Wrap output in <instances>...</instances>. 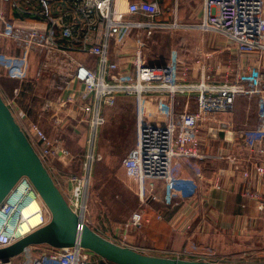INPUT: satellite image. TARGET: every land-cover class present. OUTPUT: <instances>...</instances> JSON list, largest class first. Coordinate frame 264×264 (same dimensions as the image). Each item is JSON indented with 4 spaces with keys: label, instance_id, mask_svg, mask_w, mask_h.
Returning <instances> with one entry per match:
<instances>
[{
    "label": "built area",
    "instance_id": "1",
    "mask_svg": "<svg viewBox=\"0 0 264 264\" xmlns=\"http://www.w3.org/2000/svg\"><path fill=\"white\" fill-rule=\"evenodd\" d=\"M181 1L173 0L172 7L162 9L160 0H0V41L22 52L15 58L0 51L2 60L26 65V57L33 55L38 69L35 77L47 76L48 89L58 93V107L66 109L63 118L89 131L90 151L82 163L83 172L67 175L71 188L64 193L69 207L83 221L95 135L107 122L104 110L116 106L118 97L130 98L134 104L136 140L121 167L136 182L143 207L159 199L157 181L169 190L185 167L202 176L200 167L206 160H228L231 172L240 173L243 181L254 173L264 185V0H196L200 8L195 23L178 18ZM167 13L171 20H160ZM180 29L219 37L226 58L222 81L216 78L221 64L210 65L212 53H204L201 44L190 52V61L176 50L164 61L147 58L144 38ZM80 56L93 57L96 69ZM64 92L69 95L62 99ZM240 100L246 103L242 112L248 115L241 121L236 120ZM6 104L9 107L11 102ZM13 116L47 170L53 159H73L60 135L52 138L38 123H25L22 113ZM219 133H223L225 149L243 147L257 162L242 168V162L231 154L203 152L204 137L220 138ZM244 193L256 201L258 210H264L260 194ZM32 202L41 206L31 213L39 216V222L21 234L26 219L22 207ZM142 212H133L124 228L140 227ZM48 219L32 186L21 178L0 203V249ZM186 254L164 251L160 256L183 259ZM216 262L226 263L223 259ZM0 264L107 263L78 245H37Z\"/></svg>",
    "mask_w": 264,
    "mask_h": 264
},
{
    "label": "crops",
    "instance_id": "2",
    "mask_svg": "<svg viewBox=\"0 0 264 264\" xmlns=\"http://www.w3.org/2000/svg\"><path fill=\"white\" fill-rule=\"evenodd\" d=\"M172 3L173 0H160L162 9L172 7ZM180 10L182 11V9ZM181 11L178 15L180 20H182ZM160 20L170 21L171 15L167 13ZM200 35V39L203 41L202 48L208 50H203V52L212 53L208 63L210 65L221 64L222 71L216 74V78L218 81H222L224 76L223 59H226L225 55L223 56V43L214 34L200 33ZM0 51L2 54L15 55L19 53L22 55V52L15 49L7 41H0ZM144 51L149 57L146 50ZM178 54L180 55L179 52ZM169 56L166 58L158 56L154 60L164 61ZM29 57L30 66H20L13 60L6 62L0 57V94L6 101L5 103L11 102L9 108L13 115L22 113L25 123L35 122L47 130L46 119L47 121L50 119L48 115L51 113L50 109L53 104L47 91L48 79L46 75L35 77L38 70L37 61L33 55H29ZM80 60L92 69H96V60L93 57L80 56ZM28 75H31L27 79L29 81L23 80ZM68 95L69 92H64L61 97L64 98ZM126 102L133 103V100L118 97L113 112L111 110L107 114V110H104L105 114L107 116L121 114L123 111L121 106H124ZM133 114L131 111L128 121L129 129L133 126ZM136 123L135 121V127ZM80 128L85 129L84 127ZM101 128L102 126L99 129ZM55 132L60 137L64 133L62 127ZM87 137L90 139L88 129ZM203 141V152L231 154L234 159L242 162V168L251 167L252 163L257 162V158L244 150L243 147L238 149V146L233 145L225 149L222 138L211 135L205 136ZM88 151H90L89 146L86 153ZM93 153L98 159L101 158L94 144ZM76 167L77 165L75 169ZM73 168L74 165L69 158L53 159L49 163V173L63 195L66 190L71 188L66 178L72 173ZM200 168L202 176L186 167L183 168L181 175L169 190L165 189L162 182L157 181L156 189L160 195L159 199L152 203L148 202L141 209L143 210V222L140 227L106 228V226L101 227L100 225L97 227L93 225V222L90 224L86 220L85 223L118 245L127 246L150 255L160 256L164 251L170 253L187 252L183 259L210 262L223 259L226 263H264V210H258L256 201L244 196L245 191L251 190L260 194L261 198L264 199L262 181L254 173H250V177L243 181L240 173L231 172V163L228 160H206L201 163ZM79 171V174L83 172L82 163ZM133 182L137 189L136 182Z\"/></svg>",
    "mask_w": 264,
    "mask_h": 264
},
{
    "label": "rangeland",
    "instance_id": "3",
    "mask_svg": "<svg viewBox=\"0 0 264 264\" xmlns=\"http://www.w3.org/2000/svg\"><path fill=\"white\" fill-rule=\"evenodd\" d=\"M180 4L183 6V8H180L182 9V11L180 10L182 20L187 23L197 20L200 8L198 1L183 0ZM200 36V33L190 29L163 30L156 32L152 37L144 38L142 44L149 56L147 58L151 61H154V58L158 56L166 58L172 50L178 51L183 59L190 61V52L197 45H202L199 41ZM202 49L208 51L204 47ZM15 55V58L19 57V53ZM29 61L30 57L28 56L26 57V65L28 66H30ZM30 76H26L23 80H27ZM47 91L53 104L50 109L51 113L48 115L51 121L46 119L48 128L47 130L43 129L50 137L54 138L57 134L55 131L60 130L61 127L63 128L62 140L65 141V147L73 156L71 160L74 165L72 173H78L80 172L81 163L85 161L86 151L89 146L87 128L74 127V122L65 120L63 115L66 109L61 106L59 108L58 101H56L58 93L51 92L48 89ZM245 106V102L242 100L238 101L236 120L241 121L242 119L244 120L245 116H248L245 112H242ZM114 108L115 106L106 108V113L108 114L111 110L113 112ZM121 108L123 109L121 114L107 116L104 112L107 122L98 130L95 136L96 139H94V147H96V151L101 158L98 159L95 155L91 162V178L86 186L87 189H85V220L90 224L93 222V225L97 227L100 225L101 227L106 226V228L119 227L123 229L131 214L144 208L138 198L135 183L126 177L121 167L122 158L132 148L136 140L134 104L126 102ZM252 110L251 107L249 113V118L251 119L253 118ZM131 111L134 113V119L133 126L129 129L128 121ZM54 118L59 119L60 123L56 124L55 120H53ZM44 210L46 216H49L47 210L45 208ZM106 263L109 264L108 262Z\"/></svg>",
    "mask_w": 264,
    "mask_h": 264
},
{
    "label": "water",
    "instance_id": "4",
    "mask_svg": "<svg viewBox=\"0 0 264 264\" xmlns=\"http://www.w3.org/2000/svg\"><path fill=\"white\" fill-rule=\"evenodd\" d=\"M5 102L0 94V203L21 178H26L47 210L49 221L1 248L0 260L16 257L29 246L64 248L78 245L109 264H264L160 257L118 245L103 237L69 207ZM230 135L227 134L228 137ZM219 136L222 138L223 133H219Z\"/></svg>",
    "mask_w": 264,
    "mask_h": 264
},
{
    "label": "bare ground",
    "instance_id": "5",
    "mask_svg": "<svg viewBox=\"0 0 264 264\" xmlns=\"http://www.w3.org/2000/svg\"><path fill=\"white\" fill-rule=\"evenodd\" d=\"M30 197H32V194L29 193L28 194ZM23 208V215L26 218L25 220H23V225L21 226V234L26 233L30 227L34 226L36 223L39 222V216L37 217V215H31L32 212L36 211V210H40L41 206L39 205V203L36 202H32V204H30L27 207H22ZM21 208V209H22ZM82 218V217H81Z\"/></svg>",
    "mask_w": 264,
    "mask_h": 264
}]
</instances>
